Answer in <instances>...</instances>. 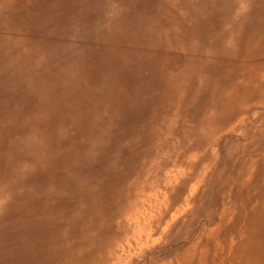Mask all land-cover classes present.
Returning <instances> with one entry per match:
<instances>
[{"label": "rangeland", "instance_id": "1", "mask_svg": "<svg viewBox=\"0 0 264 264\" xmlns=\"http://www.w3.org/2000/svg\"><path fill=\"white\" fill-rule=\"evenodd\" d=\"M0 2V264H160L215 226L264 152V0Z\"/></svg>", "mask_w": 264, "mask_h": 264}, {"label": "bare ground", "instance_id": "2", "mask_svg": "<svg viewBox=\"0 0 264 264\" xmlns=\"http://www.w3.org/2000/svg\"><path fill=\"white\" fill-rule=\"evenodd\" d=\"M234 1V0H233ZM14 2V0H13ZM253 2V1H252ZM10 3V2H9ZM24 3V2H23ZM28 3V1L26 2ZM248 3V2H247ZM0 4H3V2H0ZM13 4V3H12ZM10 4V5H12ZM6 5V4H3ZM2 5V6H3ZM8 5V4H7ZM14 5V4H13ZM16 6V5H15ZM56 6V5H54ZM66 6V5H65ZM236 6V5H235ZM24 7V6H23ZM6 8V7H5ZM16 8V7H15ZM63 8V7H62ZM67 8V7H66ZM65 8V9H66ZM3 9V8H2ZM33 9V8H32ZM35 9V8H34ZM53 9V8H52ZM129 9V8H128ZM16 10V9H15ZM37 10V9H36ZM44 10V9H43ZM47 10V9H46ZM18 11V10H17ZM62 11V10H61ZM70 12V11H69ZM221 12V11H220ZM253 12V11H252ZM10 13V12H9ZM17 13V12H15ZM23 13V12H22ZM67 13V12H66ZM20 14V12H19ZM44 14V13H43ZM56 14V13H55ZM95 14V12L93 13ZM135 14V12H134ZM213 14V13H212ZM3 15V14H2ZM7 15V14H6ZM5 15V16H6ZM10 15V14H9ZM23 15V14H22ZM27 15V14H26ZM45 15V14H44ZM58 15V13H57ZM74 15V13H73ZM8 16V15H7ZM62 16V15H61ZM68 16V15H67ZM107 16V15H106ZM105 16V17H106ZM249 16V15H247ZM246 16V17H247ZM11 17V15L9 16ZM54 17V16H53ZM52 17V18H53ZM254 17V16H253ZM4 18V17H3ZM49 18V17H48ZM92 18V17H91ZM215 18V17H214ZM224 18V17H223ZM5 19V18H4ZM16 19V18H15ZM25 19V18H24ZM23 19V20H24ZM29 19V18H28ZM183 19V18H182ZM247 19V18H246ZM60 20V19H59ZM64 21V18L62 19ZM71 20V19H70ZM73 20V19H72ZM89 20V18H88ZM166 20V19H165ZM186 20V19H185ZM26 20H24L25 22ZM43 21V19H42ZM68 21V20H67ZM70 22V21H69ZM73 22V21H72ZM75 22V21H74ZM157 22V20L155 21ZM163 22V21H162ZM186 22V21H185ZM14 23V22H13ZM164 23V22H163ZM187 23V22H186ZM185 23V24H186ZM16 24V23H15ZM19 24V23H18ZM28 24V23H27ZM65 24V23H64ZM157 24V23H156ZM154 24V25H156ZM162 24V23H161ZM72 25V24H71ZM188 25V24H187ZM35 26V25H34ZM149 26V25H148ZM246 26V25H245ZM28 27V26H27ZM69 27H71L69 25ZM74 27V26H73ZM88 27V25H87ZM90 27V26H89ZM177 27V26H176ZM216 27V26H214ZM228 27V26H227ZM45 28V27H44ZM43 28V29H44ZM63 28V27H62ZM243 28V27H242ZM13 29V28H12ZM64 29V28H63ZM172 29V28H171ZM174 29V28H173ZM241 29V28H240ZM244 29V28H243ZM20 30V29H19ZM51 30V27H50ZM62 30V29H61ZM70 30V29H69ZM183 30V28H182ZM21 31V30H20ZM46 31V29L44 30ZM60 31V30H59ZM94 31V30H92ZM91 31V32H92ZM127 31V30H126ZM65 32V31H63ZM62 32V33H63ZM71 32V31H70ZM128 32V31H127ZM132 32V31H131ZM167 32V31H166ZM2 33V32H1ZM22 33V32H21ZM28 33V32H27ZM47 33V32H45ZM79 33V31H78ZM81 33V32H80ZM86 33V32H85ZM84 33V34H85ZM181 33V32H180ZM3 34V33H2ZM61 34V33H60ZM75 34V33H73ZM77 34V33H76ZM83 34V35H84ZM186 34V33H185ZM13 35V34H11ZM70 35V34H69ZM16 36V35H15ZM14 36V37H15ZM38 36V35H37ZM71 36V35H70ZM79 36V35H78ZM134 36V35H133ZM184 36V35H183ZM29 37V36H28ZM42 37V36H41ZM156 37V36H155ZM186 37V36H185ZM188 37V36H187ZM33 38V37H31ZM47 38V37H46ZM45 38V39H46ZM59 38V37H58ZM129 38V37H128ZM157 38V37H156ZM155 38V39H156ZM44 38H42L43 40ZM44 39V40H45ZM83 39V38H82ZM191 39V38H190ZM43 40V41H44ZM4 41V40H3ZM20 41V40H19ZM49 42L48 40H46ZM84 41V40H83ZM156 41V40H155ZM186 41L188 39L186 38ZM25 42V41H24ZM88 42V41H87ZM178 42V41H177ZM34 43V42H33ZM41 43V42H40ZM45 43V42H44ZM75 43V42H74ZM154 43V42H153ZM171 43V41H170ZM231 43V42H230ZM31 44V42H30ZM39 44V43H38ZM52 44V42H51ZM67 45V43H65ZM71 44V42H70ZM76 44V43H75ZM81 44V43H80ZM79 44V45H80ZM236 44V43H235ZM24 45V44H23ZM62 45V44H61ZM73 45V44H72ZM164 45V44H162ZM233 45V44H232ZM242 45V44H241ZM34 46V45H33ZM52 46V45H51ZM63 46V45H62ZM88 46V45H87ZM151 46V45H150ZM149 46V47H150ZM211 46V45H209ZM235 46V45H234ZM37 47V46H36ZM75 47V46H74ZM82 47V46H80ZM90 47V46H89ZM97 47V46H96ZM140 47V46H139ZM165 47V45H164ZM195 47V46H194ZM45 48V47H44ZM53 48V47H52ZM58 48V46H57ZM95 48V47H94ZM104 48V47H103ZM137 48V47H134ZM141 48V47H140ZM209 48V47H208ZM218 48V47H217ZM70 49H72L70 47ZM78 49V48H77ZM84 49V48H83ZM110 49V48H109ZM149 49V48H148ZM240 49V47H239ZM66 50V49H65ZM68 50V49H67ZM88 50V49H87ZM160 50V49H159ZM208 50V49H207ZM215 50V49H214ZM223 50V49H222ZM235 50V49H234ZM162 51V50H161ZM210 50H208L209 52ZM243 51V50H242ZM26 52V51H25ZM24 52V53H25ZM36 52V51H34ZM49 52V51H48ZM87 51H85L86 53ZM101 52V51H100ZM107 52V51H106ZM109 52V51H108ZM146 52V51H145ZM193 52V51H192ZM226 52V51H225ZM27 53V52H26ZM50 53V52H49ZM74 53V52H73ZM141 53V52H140ZM144 53V52H143ZM207 53V52H206ZM238 53V52H237ZM42 54V53H41ZM57 54V53H56ZM66 54V53H65ZM146 54H149L146 52ZM166 54V53H165ZM193 54V53H192ZM227 54V53H226ZM40 55V54H39ZM47 55V53H46ZM51 55V54H50ZM67 55V54H66ZM86 55V54H84ZM111 55V54H110ZM115 55V54H114ZM129 55V54H128ZM139 55V54H138ZM204 55V54H203ZM58 56V55H57ZM73 56V55H72ZM91 56V55H90ZM103 56V55H102ZM118 56V55H117ZM162 56V55H161ZM228 56V55H227ZM26 57V56H25ZM31 57V56H30ZM29 57V58H30ZM38 57V56H37ZM36 57V58H37ZM48 57V56H47ZM96 56H94L95 58ZM147 57V56H146ZM159 57V56H158ZM156 56V58H158ZM193 57V56H192ZM45 58V57H44ZM149 58V57H148ZM208 58V57H207ZM25 59V58H24ZM48 59V58H47ZM66 59V58H65ZM68 59V57H67ZM71 59V58H70ZM97 59V58H96ZM95 59V60H96ZM230 59V58H229ZM234 59V58H233ZM46 60V59H45ZM72 60V59H71ZM100 60V59H99ZM111 60V59H110ZM128 60V59H127ZM157 60V59H156ZM212 60V59H209ZM215 60V59H214ZM217 60V59H216ZM54 61V60H53ZM67 61V60H66ZM145 61V60H144ZM148 61V60H147ZM145 61V62H147ZM150 61V60H149ZM251 57L246 60V62H242L240 59L237 60V68H241L240 73V81L235 82L233 86H228L224 88L221 93L218 92L216 95V101L217 106L221 109H228L230 108L234 101L240 97V94L243 93L245 90L249 88L251 85V77L255 73V70L249 65L251 62ZM45 62V61H44ZM71 62V61H70ZM153 62V61H152ZM220 62V61H218ZM223 62V61H222ZM52 63V61H51ZM60 63V62H59ZM63 63V62H62ZM65 63V62H64ZM78 63V62H77ZM97 63V62H95ZM144 63V62H143ZM142 63V64H143ZM203 63V62H202ZM243 63V64H242ZM264 63V62H263ZM28 64V63H27ZM76 64V62L74 63ZM85 64V63H84ZM209 64V63H207ZM54 65V64H52ZM61 65V64H60ZM59 65V66H60ZM68 65V64H67ZM79 65V64H78ZM86 65V64H85ZM155 65V64H154ZM216 65V63H215ZM49 66V65H48ZM74 66V65H73ZM72 66V67H73ZM81 66V65H80ZM90 66V65H89ZM111 66V64H110ZM113 66V65H112ZM132 66V65H131ZM141 66V65H140ZM212 66V65H211ZM30 67V66H29ZM40 67V66H39ZM85 66H83L84 68ZM98 67V66H97ZM96 67V68H97ZM128 67V66H127ZM203 67V66H202ZM28 68V67H26ZM64 68V67H63ZM87 68V67H86ZM101 68V67H100ZM126 68V67H125ZM150 68V67H149ZM204 68V67H203ZM210 68V67H209ZM38 69V68H37ZM51 69V68H50ZM88 69V68H87ZM104 69V68H103ZM31 70V69H30ZM35 70V69H34ZM39 70V69H38ZM55 70V69H53ZM122 70V69H121ZM127 70V69H126ZM147 70V69H146ZM189 70V69H188ZM201 70V69H200ZM47 71V70H46ZM56 71V70H55ZM65 71V69H64ZM76 71V70H75ZM149 71V70H148ZM203 71V70H202ZM207 70L206 72H208ZM259 71L264 73V65L259 68ZM39 72V71H38ZM51 72V71H50ZM57 72V71H56ZM96 72V71H95ZM101 72V71H100ZM107 72V71H106ZM135 72V71H134ZM198 72V71H197ZM25 73V71H24ZM58 73V72H57ZM77 73V72H76ZM82 73V72H81ZM201 73V72H200ZM53 74V73H52ZM97 75V73H95ZM102 74V73H101ZM120 74V73H119ZM137 74V71H136ZM214 74V73H213ZM15 75V74H14ZM55 75V74H54ZM59 75V74H58ZM127 75V74H126ZM135 75V74H134ZM149 75V73H148ZM52 76V75H51ZM56 76V75H55ZM99 76V75H98ZM102 76V75H101ZM120 76V75H119ZM124 76V75H123ZM128 76V75H127ZM188 76V75H187ZM203 76V75H202ZM262 76V75H261ZM58 77V76H57ZM43 78V77H42ZM63 78V77H62ZM100 78V77H99ZM98 78V79H99ZM103 78V77H102ZM123 78V77H122ZM145 78V76H144ZM149 78V77H147ZM202 78V77H201ZM210 78V77H209ZM254 78V77H253ZM27 79V78H26ZM30 79V78H29ZM49 79V78H48ZM101 79V78H100ZM188 79V78H187ZM206 79V78H204ZM54 80V79H53ZM61 80V79H60ZM137 80V79H136ZM140 80V79H139ZM209 80V79H208ZM113 81V80H112ZM145 81V80H144ZM198 81V80H197ZM221 81V80H220ZM14 82V81H13ZM39 82V81H38ZM47 82V81H46ZM93 82V81H92ZM104 82V81H102ZM122 82V81H121ZM130 82V81H129ZM146 82V81H145ZM189 82V81H188ZM256 82V81H254ZM3 83V81H2ZM49 83V82H48ZM56 83V82H55ZM110 83V82H109ZM197 83V82H196ZM220 83V82H219ZM51 84V83H50ZM60 84V83H59ZM78 84V83H77ZM84 84V83H83ZM104 84V83H103ZM147 84V83H146ZM46 85V84H45ZM54 85V84H53ZM87 85V84H86ZM113 85V84H112ZM144 85V84H143ZM148 85V84H147ZM196 86V85H195ZM47 87V85H46ZM197 87V86H196ZM57 88V85H56ZM120 88V87H119ZM78 89V87H77ZM48 90V89H47ZM73 90V89H72ZM43 91V90H42ZM45 91V90H44ZM79 91V90H78ZM81 91V90H80ZM54 92V91H53ZM56 92V91H55ZM62 92V91H61ZM66 93V92H65ZM68 93V91H67ZM71 93V92H70ZM84 93V92H83ZM87 93V92H86ZM78 94V92H77ZM91 94V93H90ZM113 95V94H112ZM142 95V94H141ZM181 95V94H180ZM65 96V95H64ZM85 96V95H84ZM2 97V95H1ZM43 97V96H42ZM76 97V96H75ZM115 97V96H114ZM143 97V95L141 96ZM40 98V97H39ZM55 98V96H54ZM71 98V97H70ZM106 98V97H105ZM3 99V98H2ZM52 99V98H51ZM85 99V98H84ZM264 99V98H263ZM71 100V99H70ZM139 100V99H138ZM240 100V98H239ZM1 101V100H0ZM110 101V100H109ZM105 102V101H104ZM120 102V101H119ZM59 103V102H58ZM109 103V102H107ZM244 103V102H243ZM257 103V102H256ZM82 104V103H81ZM80 104V106H81ZM103 104V103H102ZM112 104V103H111ZM119 104V103H118ZM258 104V103H257ZM256 105V104H255ZM112 106V105H111ZM128 106V105H127ZM262 106V105H261ZM129 107V106H128ZM259 107V106H258ZM114 108V107H113ZM243 108V107H242ZM246 108V107H245ZM262 108V107H261ZM244 109V108H243ZM102 111V109H101ZM111 111V110H109ZM96 112V110H95ZM129 113V111H128ZM263 113V112H262ZM41 114V113H40ZM88 114V113H87ZM253 115V114H252ZM259 116V115H258ZM104 119V118H103ZM101 119V120H103ZM253 119V118H252ZM264 119V118H263ZM108 120V119H107ZM106 121V120H103ZM254 121V120H253ZM246 122V121H245ZM106 124V123H105ZM241 124V123H240ZM101 125V124H100ZM108 125V124H107ZM238 125V124H237ZM246 126V125H245ZM67 128V127H66ZM252 128V127H251ZM172 129V128H171ZM182 131V130H181ZM253 131V130H252ZM264 134V127L261 129L253 132L252 137L255 138L260 133ZM251 133V131H250ZM224 134V133H223ZM221 135V134H220ZM219 135V136H220ZM263 136V135H262ZM224 137V136H223ZM168 138V137H167ZM223 140V139H221ZM245 140V139H244ZM256 140V139H255ZM41 142V140H40ZM93 142V140H92ZM244 142V141H243ZM250 142V141H249ZM255 142V141H253ZM223 143V142H222ZM261 143V140H260ZM36 144V143H35ZM40 144V143H39ZM90 144V143H89ZM166 144V143H165ZM237 144V143H236ZM30 145V144H29ZM255 145V144H254ZM262 145V144H261ZM261 145H259L261 147ZM171 146V145H170ZM169 146V147H170ZM237 146V145H236ZM171 148V147H170ZM257 148V147H253ZM252 147L250 149H253ZM45 149V148H44ZM132 149V148H131ZM130 149V150H131ZM137 149V148H136ZM140 149V147H139ZM138 149V150H139ZM142 149V148H141ZM226 149V148H225ZM247 147H244L241 152H247V150H250ZM261 149V148H260ZM67 150V149H66ZM174 150V149H173ZM241 150V149H240ZM145 151V150H144ZM169 151V150H168ZM171 151V150H170ZM222 151V150H221ZM136 152V151H135ZM141 152V151H140ZM139 152V153H140ZM143 152V151H142ZM147 152V151H146ZM255 152V151H254ZM37 153V152H36ZM35 153V154H36ZM215 153V152H214ZM222 153V152H221ZM39 154V153H37ZM136 154V153H135ZM146 154V153H144ZM253 154V153H252ZM251 154V155H252ZM134 155V154H133ZM137 155V154H136ZM208 155V154H207ZM215 155V154H214ZM246 155V154H245ZM135 156V155H134ZM248 156V154H247ZM149 157V156H148ZM171 157V156H170ZM208 157V156H207ZM222 157V156H221ZM145 158V157H144ZM135 159V158H133ZM146 159V158H145ZM166 159V158H164ZM237 159V158H236ZM242 159V158H241ZM149 160V159H148ZM215 160V159H214ZM222 160V159H221ZM119 161V160H118ZM223 162V161H222ZM118 163V162H117ZM172 163V161H171ZM164 164V163H162ZM238 164V163H237ZM158 165H160L158 163ZM166 165V164H165ZM146 166V165H145ZM197 166V165H196ZM199 166V165H198ZM204 166V165H203ZM219 166V165H218ZM236 166V165H235ZM163 167V165H162ZM165 167V166H164ZM195 168V167H194ZM217 168V167H216ZM234 170V169H233ZM177 171V170H176ZM175 171V172H176ZM194 171V169L192 170ZM203 171V170H202ZM177 173V172H176ZM197 173V172H196ZM162 174V173H161ZM178 174V173H177ZM193 174V172H192ZM190 173V175H192ZM195 174V173H194ZM198 174V173H197ZM167 175V174H166ZM240 175L238 182L234 186V188L231 191H227L223 194V204L222 210L220 211V221L215 224L212 228L203 231L199 236H197L196 240L194 241V244L187 248H182L176 255L169 259L165 260L163 262H160V264H264V247L261 246V244H264V152L258 157L253 160H249L246 163H244L240 168ZM181 176V175H180ZM194 176V175H193ZM190 176V177H193ZM198 176V175H197ZM196 176V177H197ZM2 177V176H1ZM50 177V176H49ZM187 177V176H186ZM216 177V175H215ZM156 178V177H155ZM161 179V177H160ZM174 179V178H173ZM19 181V180H18ZM123 182V180H121ZM161 181V180H160ZM189 181V180H188ZM120 182V181H119ZM121 182V183H122ZM2 184V183H1ZM124 185V184H123ZM163 185V184H162ZM213 185V183H212ZM225 185V184H224ZM223 185V186H224ZM152 185H150L151 188ZM214 186V185H213ZM232 186V185H230ZM4 187V186H3ZM6 187V186H5ZM124 187V186H123ZM10 188V187H9ZM230 188V187H229ZM161 189V188H160ZM11 190V188H10ZM158 190V189H157ZM192 190V189H191ZM153 191V190H152ZM162 191V190H161ZM164 191V190H163ZM195 191V190H194ZM221 191V190H220ZM155 192V191H154ZM224 192V191H223ZM9 193V192H7ZM205 193V192H204ZM146 194V192H145ZM159 194V193H158ZM161 194V193H160ZM209 194V193H208ZM221 194V193H220ZM144 195V194H143ZM147 195V194H146ZM206 195V194H205ZM154 196V195H153ZM159 196V195H158ZM221 196V195H220ZM161 197V196H160ZM166 197V196H165ZM177 197V196H176ZM179 197V196H178ZM205 197V196H204ZM12 198V196H11ZM139 198V197H138ZM172 198H175V196ZM180 198V197H179ZM8 199V198H7ZM13 199V198H12ZM215 199V198H214ZM132 200V199H131ZM146 200V199H145ZM144 200V201H145ZM171 200V199H170ZM174 200V199H173ZM172 200V201H173ZM176 200V199H175ZM202 200V199H201ZM48 201V200H47ZM180 201V200H179ZM196 201V200H195ZM9 202V201H7ZM164 202V201H163ZM205 202V201H204ZM13 203V202H12ZM31 203V202H30ZM142 203V202H141ZM159 203V202H158ZM161 203V202H160ZM174 203V202H172ZM208 203V202H207ZM217 203V202H216ZM7 204V203H5ZM16 204V203H15ZM59 205V204H58ZM156 205V204H155ZM165 205V204H164ZM171 205V204H170ZM197 205V204H196ZM195 205V206H196ZM142 205H139V207ZM146 206V205H145ZM178 206V204H177ZM138 207V206H137ZM136 207V208H137ZM160 207V206H159ZM165 207V206H164ZM171 207V206H170ZM181 207V206H180ZM39 208V207H38ZM135 208V207H134ZM206 208V207H205ZM61 209V208H60ZM156 209V208H155ZM170 209V208H168ZM14 210V209H13ZM16 210V209H15ZM39 210V209H38ZM137 210V209H136ZM158 210V209H157ZM156 210V212H157ZM160 210V208H159ZM186 210V209H185ZM31 211V210H29ZM43 211V210H42ZM132 211V210H131ZM146 212L145 210H143ZM140 212V210H139ZM154 212V210H153ZM201 212V211H200ZM142 213V212H141ZM149 213V212H147ZM44 214V212H43ZM54 214V213H53ZM133 214V213H132ZM1 215V214H0ZM32 215V214H31ZM42 215V214H41ZM131 215V214H130ZM192 215V214H189ZM201 215V214H200ZM212 215V214H211ZM50 216V215H49ZM53 217L55 215H52ZM134 216V215H133ZM165 216V215H164ZM171 216V215H170ZM187 216V215H186ZM202 216V215H201ZM30 217V216H29ZM41 217V216H40ZM47 217V216H46ZM33 218V217H31ZM58 218V217H57ZM78 218V217H76ZM157 218V217H156ZM155 218V219H156ZM167 218V217H166ZM199 218V217H198ZM29 219V218H28ZM144 219V218H143ZM211 219V218H210ZM164 221V219H162ZM186 220V219H185ZM5 220H4V223ZM71 221V220H70ZM76 221V220H75ZM182 221V220H181ZM3 222V221H2ZM42 222V221H41ZM157 222V221H156ZM155 222V223H156ZM180 222V221H178ZM184 222V221H183ZM186 222V221H185ZM9 223V221H8ZM40 223V222H39ZM177 223V222H176ZM10 224V223H9ZM151 224V223H150ZM153 224V223H152ZM188 224V223H187ZM190 224V223H189ZM194 224V223H193ZM40 225V224H39ZM162 225V224H161ZM176 225V224H174ZM173 225V226H174ZM183 225V223H182ZM186 225V224H185ZM192 225V224H191ZM195 225V224H194ZM2 226V224H1ZM45 226V225H44ZM157 226V225H156ZM190 226V225H189ZM193 226V225H192ZM194 227V226H193ZM6 228V227H4ZM9 228V227H8ZM50 228V227H49ZM48 228V230H49ZM53 228V227H52ZM128 228V227H127ZM155 228V227H154ZM159 228V227H158ZM157 228V229H158ZM3 229V228H2ZM16 229V228H15ZM19 229V228H17ZM25 229V228H24ZM23 229V231H24ZM35 229V228H34ZM33 229V230H34ZM39 229V228H38ZM64 229V228H62ZM156 229V230H157ZM160 229V228H159ZM4 230V229H3ZM10 231H12L9 228ZM41 230V228H40ZM47 230V228H46ZM45 230V231H46ZM51 230V229H50ZM171 230V229H170ZM7 231V230H6ZM166 231V230H165ZM174 231V229H173ZM14 232V230H13ZM12 232V233H13ZM27 232V231H26ZM48 232V231H47ZM168 232V231H167ZM153 233V232H152ZM182 233V232H181ZM184 233V232H183ZM1 234V233H0ZM19 234V233H18ZM22 234V233H21ZM26 234V233H25ZM32 234V233H31ZM35 234V232H34ZM46 234V233H45ZM173 234V233H172ZM150 235V234H149ZM185 235V234H184ZM3 236V235H2ZM22 236V235H21ZM36 236H38L36 234ZM155 236V234H154ZM167 236V235H166ZM169 236V235H168ZM180 236V235H179ZM7 237V236H6ZM31 237V236H30ZM140 237V236H139ZM151 237V236H150ZM9 238V237H8ZM11 238V237H10ZM13 238V237H12ZM28 238V237H27ZM171 239V237H169ZM168 238V239H169ZM4 239V238H3ZM15 239V238H13ZM20 239V238H19ZM31 239V238H30ZM50 239V238H49ZM149 239V238H148ZM169 239V240H170ZM173 240V239H172ZM126 241V240H125ZM156 239L152 241V245L156 243ZM12 242V241H11ZM26 242V241H25ZM50 242V241H49ZM127 242V241H126ZM158 242V241H157ZM44 243V242H43ZM51 243V242H50ZM133 243V242H132ZM261 243V244H260ZM127 244V243H126ZM45 245V244H42ZM125 245V244H124ZM146 245V243H145ZM16 246V245H15ZM38 247H41L38 246ZM57 247V246H56ZM121 247V246H120ZM119 247V248H120ZM126 247V245H125ZM141 247V246H140ZM2 248V246H1ZM9 248V247H7ZM11 248V247H10ZM13 248V246H12ZM16 248V247H15ZM43 248V247H42ZM17 249V248H16ZM19 249V248H18ZM24 249V248H23ZM34 249V248H33ZM126 249V248H125ZM149 249V247L146 245L143 249V251H146ZM153 249V247H152ZM35 250V249H34ZM41 250V249H37ZM44 250V249H43ZM13 251V250H12ZM11 251V252H12ZM17 251V250H16ZM42 251V250H41ZM48 251V250H46ZM9 252V251H8ZM22 252V251H21ZM34 252V251H33ZM57 252V250H56ZM47 253V252H46ZM54 253V251H53ZM174 253V252H173ZM11 254V253H10ZM9 254V255H10ZM19 254V251H18ZM122 254V253H121ZM8 255V256H9ZM15 255V254H14ZM22 255V254H21ZM30 255V254H29ZM120 255V254H119ZM31 256V255H30ZM43 256V255H41ZM172 256V255H171ZM1 257V255H0ZM13 257V256H12ZM24 257V256H23ZM22 257V258H23ZM2 258V257H1ZM25 258V257H24ZM150 258V257H149ZM8 259V258H7ZM12 259V258H11ZM10 259V260H11ZM14 259V258H13ZM163 259V258H162ZM9 260V259H8ZM41 260V259H40ZM14 261V260H13ZM130 261V259H129ZM1 262V261H0ZM12 262V261H11ZM16 262V260L14 261ZM23 262V261H22ZM21 262V263H22ZM10 263V262H9ZM136 263V262H134ZM15 264V263H14ZM17 264H19L17 262ZM24 264V263H23ZM48 264V263H47ZM157 264V263H156Z\"/></svg>", "mask_w": 264, "mask_h": 264}, {"label": "trees", "instance_id": "3", "mask_svg": "<svg viewBox=\"0 0 264 264\" xmlns=\"http://www.w3.org/2000/svg\"><path fill=\"white\" fill-rule=\"evenodd\" d=\"M215 219V218H214Z\"/></svg>", "mask_w": 264, "mask_h": 264}]
</instances>
